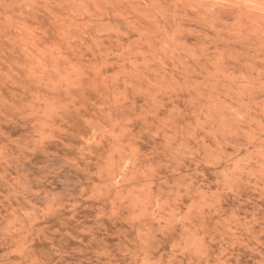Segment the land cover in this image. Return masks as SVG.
Masks as SVG:
<instances>
[{
  "label": "rangeland",
  "instance_id": "obj_1",
  "mask_svg": "<svg viewBox=\"0 0 264 264\" xmlns=\"http://www.w3.org/2000/svg\"><path fill=\"white\" fill-rule=\"evenodd\" d=\"M0 264H264V0H0Z\"/></svg>",
  "mask_w": 264,
  "mask_h": 264
}]
</instances>
